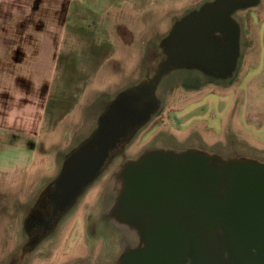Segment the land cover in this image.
<instances>
[{
	"label": "rangeland",
	"instance_id": "rangeland-1",
	"mask_svg": "<svg viewBox=\"0 0 264 264\" xmlns=\"http://www.w3.org/2000/svg\"><path fill=\"white\" fill-rule=\"evenodd\" d=\"M90 1L96 2L102 10L104 8L95 22H106L107 18L110 20L118 15L130 35L109 37L107 34L104 42L90 25L71 21L66 26L58 52L51 101L44 113L40 136L32 147L30 145L33 149L31 161L20 163L24 161L25 153L0 156V264H4L2 258L21 253L16 244L24 237L21 222L31 208L32 199L46 183L58 176L65 156L92 133L108 102L125 88L153 77L149 69H158L163 60L161 44L164 36L174 22L192 11L190 5L195 2ZM263 7L264 1L262 6L234 15L237 22H243L244 38L246 33H257L252 18L262 12ZM110 23L107 29L117 27ZM120 28L122 32L123 27ZM258 33L260 40L256 46H253L255 41L246 46L244 40V48L256 50L249 55L251 67L242 79L239 68L236 79L239 84L234 83L225 92L208 84L187 91L173 84L160 92L162 111L109 164L99 181L86 189L73 220L66 221V225L59 229L55 244L45 253L52 257L54 264L67 263L68 260L75 263L79 258L87 264H105L111 256H117L119 235L112 237L114 241L104 237L103 242L80 244L84 242L82 236L86 235L80 232V219L86 210L93 208L99 194L114 196L119 191L117 175L123 164L153 148L162 147L163 142L175 150L199 142L201 152L216 154L221 160L257 157L264 161V29ZM249 83L255 88L247 90L249 96L245 98L241 89L244 90ZM90 235L88 231L87 242L91 241Z\"/></svg>",
	"mask_w": 264,
	"mask_h": 264
},
{
	"label": "water",
	"instance_id": "water-1",
	"mask_svg": "<svg viewBox=\"0 0 264 264\" xmlns=\"http://www.w3.org/2000/svg\"><path fill=\"white\" fill-rule=\"evenodd\" d=\"M260 0H213L186 22L183 49L219 59L227 37L235 59L241 27L234 15ZM218 51L215 54V51ZM92 133L62 165L53 200L69 205L99 175L111 152L156 106L120 94ZM114 209L119 225L135 227L142 245L119 264H264V163L221 160L196 150L153 148L120 169Z\"/></svg>",
	"mask_w": 264,
	"mask_h": 264
},
{
	"label": "crops",
	"instance_id": "crops-1",
	"mask_svg": "<svg viewBox=\"0 0 264 264\" xmlns=\"http://www.w3.org/2000/svg\"><path fill=\"white\" fill-rule=\"evenodd\" d=\"M212 1L195 0L190 5V9L198 10ZM263 1L260 0L258 6H262ZM103 10L96 2L89 0H0L1 157L8 156L12 152L18 153V156L25 153L24 161L20 163L31 161V153H33L31 147L40 136L39 130L44 113L51 101L60 44L64 38L65 28L71 21L94 27L101 36L99 39L104 42L108 35L109 37L114 34L130 35L125 24H121L118 15L111 17L110 20L106 17V22L105 20L95 22L98 14ZM95 11L98 13L95 14ZM263 15L264 7L262 12L252 18L258 31L264 29ZM110 22L117 27L107 29ZM239 24L241 27L239 68L242 79L251 67L249 55L256 50V48H244V40L246 46L254 41L253 46H256L260 38L258 31L255 34L246 33L244 38L243 22L240 20ZM121 26L122 32H120ZM103 33L105 36L102 35ZM254 88L252 84H246L244 97L246 98L249 93L247 90ZM250 93L253 95L251 91ZM248 102L250 101L247 100Z\"/></svg>",
	"mask_w": 264,
	"mask_h": 264
},
{
	"label": "flooded vegetation",
	"instance_id": "flooded-vegetation-1",
	"mask_svg": "<svg viewBox=\"0 0 264 264\" xmlns=\"http://www.w3.org/2000/svg\"><path fill=\"white\" fill-rule=\"evenodd\" d=\"M200 14V9L192 10L183 18L174 22V25L162 40L161 45L164 53L162 62L160 63L158 69L152 70V67L149 69V73H153V77L129 86L117 93L116 96L108 102L100 115L101 117L109 111L110 106L112 103L118 101L121 93H133L140 98L139 102L142 104H147L150 101V97L155 98L157 102L156 106L147 119L140 124L135 125L130 130L129 134L120 140L117 147L111 152L110 157L104 164L96 179L87 185L66 207L61 206L53 200L56 190L57 177L46 183L42 190L37 193L35 198L32 199L31 208L25 214V217L21 222L24 237L22 241L16 244V247L21 249L20 255L16 254L15 256L2 258V262L4 264H35V262H38L37 264H54L52 262V257H49L48 254L45 255V253H47L46 251H49V249H51L55 244V237L59 229L66 225V221L71 219L73 220V214L76 212L80 201L85 197L84 193L86 189L99 181L100 176L105 172L109 164H111L117 156H120L140 130L149 124V122H151V120L155 118L160 111H162L160 92L165 90V87L170 86L169 88H171V86H174L173 84H177L180 86L181 90L187 91L189 89L198 90L199 85L205 86L208 84L213 88L218 87L225 92V90H228L232 85H234V83H236L241 51L239 49V54L235 59L232 50L230 48L227 49L229 46L227 37L222 35H213L212 37L213 40L220 42L225 48L219 59H214L212 53H209L208 57H204L193 52L184 51L182 46L185 23L192 22ZM217 53L218 51L216 50L215 54ZM174 78L176 81L175 83H172V81L175 80ZM241 91L245 92L243 89H241ZM243 111L244 110H242V112ZM164 144L165 142L162 144L164 149H172L170 148V144ZM188 144V147L181 148L176 151H200L198 148V145L200 144L199 142H192ZM78 147L65 156L62 165L73 152L78 150ZM244 159H252L264 163V161H261L257 157ZM99 197L100 198L97 199L96 203L93 204V208L86 210L84 217L82 216L83 219H80V232L86 234L82 236L84 238V242H80V244L83 243L86 245L87 243H96L99 241L103 242L104 237L106 240L109 238L114 241V236L119 235L117 256H111L113 260L111 258L108 259V257L107 259L109 261L105 263L119 264L124 253L142 245V240H140V236L138 234L140 230L136 228L138 232H135L133 231V229L136 230L135 227L131 228L130 226L119 225V223L115 220L116 210L114 207L118 199L117 193L114 196L99 194ZM88 231L91 232L90 236H92L90 237L91 241L89 242H87L88 240L86 238ZM97 233H99L98 237H96ZM90 246L92 245L90 244ZM64 247H66V243H64ZM101 250L103 252L102 248ZM40 253H43V255H39ZM64 257L68 258L69 256L64 255ZM75 261L79 262V264H87V262H83L85 260L82 258ZM77 262L73 263L71 260H68L67 263L62 262L61 264H77Z\"/></svg>",
	"mask_w": 264,
	"mask_h": 264
},
{
	"label": "bare ground",
	"instance_id": "bare-ground-1",
	"mask_svg": "<svg viewBox=\"0 0 264 264\" xmlns=\"http://www.w3.org/2000/svg\"><path fill=\"white\" fill-rule=\"evenodd\" d=\"M92 129V128H91ZM78 143V142H77Z\"/></svg>",
	"mask_w": 264,
	"mask_h": 264
}]
</instances>
